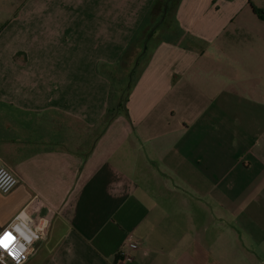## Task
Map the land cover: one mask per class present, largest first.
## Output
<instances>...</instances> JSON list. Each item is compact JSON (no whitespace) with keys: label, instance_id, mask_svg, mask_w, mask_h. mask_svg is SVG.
Wrapping results in <instances>:
<instances>
[{"label":"crops","instance_id":"1","mask_svg":"<svg viewBox=\"0 0 264 264\" xmlns=\"http://www.w3.org/2000/svg\"><path fill=\"white\" fill-rule=\"evenodd\" d=\"M20 4L0 6V164L19 175L0 222L26 206L48 225L24 264H264V70L248 71L264 20L249 0ZM131 47L147 56L106 126L108 70Z\"/></svg>","mask_w":264,"mask_h":264},{"label":"built area","instance_id":"2","mask_svg":"<svg viewBox=\"0 0 264 264\" xmlns=\"http://www.w3.org/2000/svg\"><path fill=\"white\" fill-rule=\"evenodd\" d=\"M19 183V175L7 164H0V191L7 193ZM46 223L35 222L26 211V206L19 210L7 224L0 222V237L9 232L15 238L10 246L15 253V258L3 247H0V263L2 264H24L35 252L36 247L42 243L47 234ZM134 239L129 240V246H137ZM120 254L129 258V252L121 250Z\"/></svg>","mask_w":264,"mask_h":264},{"label":"rangeland","instance_id":"3","mask_svg":"<svg viewBox=\"0 0 264 264\" xmlns=\"http://www.w3.org/2000/svg\"><path fill=\"white\" fill-rule=\"evenodd\" d=\"M255 1L257 2L258 0H255ZM252 2L254 3V1H252ZM20 3H21V0H0V6L11 8V9L18 8L21 5ZM260 19H262V18H260ZM244 37H245L244 34L243 35H234L233 37H231L230 41H232L231 44L233 45V50L235 51V55H237V54L241 55L242 53H243V55H245V46L243 45V43H245L246 41L243 43L240 42L241 39L244 40ZM136 51H137L136 47H131L130 50L127 52L128 56H125L119 64L115 65L116 70L115 71L108 70L110 75H111L110 80L112 83V87L115 90V92L118 93V95L122 92V88L125 87L126 85H129L128 83H130V81H129V79L131 77L130 72H131V69L134 67V59H136ZM262 57H263V60H260V64L255 69H254L255 62L250 63L248 71H251L252 73H254V71H255V73H256L257 71L260 70L261 72H263V70H264L263 69V67H264V55H262ZM143 58L145 59V56H143ZM244 71H245V69H244ZM134 77L136 78V76H134ZM245 81H246V83L248 82L249 96L254 95L256 89L253 88V86H255V82L257 81V79L252 78L250 75V77H248V79H245ZM130 86H132V84ZM120 89H121V92H119ZM128 94H129V92H128ZM126 95H127V93H126ZM127 97H128V95H127ZM253 191L254 190H251L249 192V197L251 196ZM244 198H246V196H244Z\"/></svg>","mask_w":264,"mask_h":264},{"label":"trees","instance_id":"4","mask_svg":"<svg viewBox=\"0 0 264 264\" xmlns=\"http://www.w3.org/2000/svg\"><path fill=\"white\" fill-rule=\"evenodd\" d=\"M249 4L252 7L253 12L264 20V8L256 7L251 0H249ZM143 56H145V57L147 56L146 50H144L143 52H141L138 55V57L136 59V63L134 64V67L131 69V72H130V76H131L129 79L130 83H128L129 85H126L125 87L122 88V92L119 94L118 102H116L115 105H114V102H115L116 98H114V96H115L116 92L113 89V87H111V95L109 98L111 106L109 105V107L107 109V114L105 116L106 126H108V124L116 117L117 114H115L114 109L116 110L117 107L125 110V114H127V110L125 107V103L127 101V95H128V92L131 90L133 84L136 81V78L134 76L137 74L140 65H142V61L144 59ZM131 84H132V86H130ZM126 93H127V95H126Z\"/></svg>","mask_w":264,"mask_h":264},{"label":"snow or ice","instance_id":"5","mask_svg":"<svg viewBox=\"0 0 264 264\" xmlns=\"http://www.w3.org/2000/svg\"><path fill=\"white\" fill-rule=\"evenodd\" d=\"M6 237H11V242L10 243H4V240ZM14 237L12 236L11 233L5 232L2 237H0V247H3L10 255H13L15 258V253L12 251V248L10 247L13 242H14Z\"/></svg>","mask_w":264,"mask_h":264},{"label":"clouds","instance_id":"6","mask_svg":"<svg viewBox=\"0 0 264 264\" xmlns=\"http://www.w3.org/2000/svg\"><path fill=\"white\" fill-rule=\"evenodd\" d=\"M10 242H11V237H6L4 243H10Z\"/></svg>","mask_w":264,"mask_h":264}]
</instances>
